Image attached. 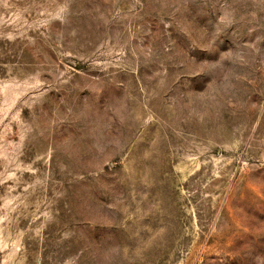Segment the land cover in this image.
Returning <instances> with one entry per match:
<instances>
[{
    "label": "rangeland",
    "instance_id": "374dc122",
    "mask_svg": "<svg viewBox=\"0 0 264 264\" xmlns=\"http://www.w3.org/2000/svg\"><path fill=\"white\" fill-rule=\"evenodd\" d=\"M0 264H264V0H0Z\"/></svg>",
    "mask_w": 264,
    "mask_h": 264
}]
</instances>
